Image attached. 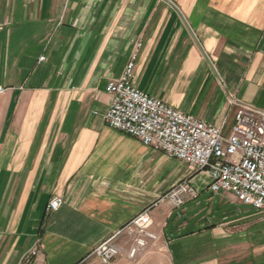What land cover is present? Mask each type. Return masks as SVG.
I'll use <instances>...</instances> for the list:
<instances>
[{
	"label": "crops",
	"instance_id": "obj_1",
	"mask_svg": "<svg viewBox=\"0 0 264 264\" xmlns=\"http://www.w3.org/2000/svg\"><path fill=\"white\" fill-rule=\"evenodd\" d=\"M132 60L136 88L228 135L264 112V0H0V264H103L146 209L157 240L134 262L121 234L114 264H264V214L105 123ZM186 178L199 196L174 208Z\"/></svg>",
	"mask_w": 264,
	"mask_h": 264
},
{
	"label": "built area",
	"instance_id": "obj_2",
	"mask_svg": "<svg viewBox=\"0 0 264 264\" xmlns=\"http://www.w3.org/2000/svg\"><path fill=\"white\" fill-rule=\"evenodd\" d=\"M133 67L132 60L124 75L108 84L107 91L113 98L103 114L105 123L189 165L196 173H207L208 189L213 194L230 193L241 204L264 214V112L240 106L234 125L226 135L223 127L184 114L136 88L131 81ZM198 196L186 178L174 185L164 198L174 208H182ZM63 204L61 197H53L47 211L57 212ZM152 225V216L146 209L96 246L92 253L103 264H114L122 253L116 239L124 233L130 238L128 258L135 262L157 240ZM38 255L35 247L23 256L20 264H35Z\"/></svg>",
	"mask_w": 264,
	"mask_h": 264
},
{
	"label": "rangeland",
	"instance_id": "obj_3",
	"mask_svg": "<svg viewBox=\"0 0 264 264\" xmlns=\"http://www.w3.org/2000/svg\"><path fill=\"white\" fill-rule=\"evenodd\" d=\"M211 194H213V193L210 191V194H209V195H211ZM223 194H228V193H223ZM229 195H230V193H229ZM151 244H152V243H151ZM151 244H150V245H151ZM149 247H150V246H149Z\"/></svg>",
	"mask_w": 264,
	"mask_h": 264
}]
</instances>
